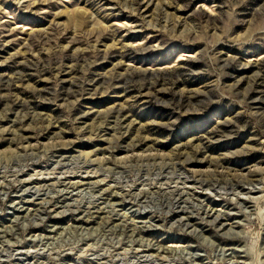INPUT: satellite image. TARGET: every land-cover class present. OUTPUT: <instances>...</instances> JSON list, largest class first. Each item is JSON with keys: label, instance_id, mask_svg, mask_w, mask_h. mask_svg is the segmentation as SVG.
Masks as SVG:
<instances>
[{"label": "rangeland", "instance_id": "374dc122", "mask_svg": "<svg viewBox=\"0 0 264 264\" xmlns=\"http://www.w3.org/2000/svg\"><path fill=\"white\" fill-rule=\"evenodd\" d=\"M0 264H264V0H0Z\"/></svg>", "mask_w": 264, "mask_h": 264}, {"label": "bare ground", "instance_id": "6f19581e", "mask_svg": "<svg viewBox=\"0 0 264 264\" xmlns=\"http://www.w3.org/2000/svg\"><path fill=\"white\" fill-rule=\"evenodd\" d=\"M67 178H65L66 180ZM25 181H29V180H25ZM23 181V182H25ZM63 181V180H62ZM59 182V181H58ZM66 182V181H63V183ZM96 182L94 183H91V184H95ZM57 184V183H56ZM67 184H69L70 187L74 188V186H78V185H82L80 182L78 183H75V182H68ZM89 184V183H88ZM60 185V184H59ZM64 185V184H63ZM189 217H186V219H188Z\"/></svg>", "mask_w": 264, "mask_h": 264}]
</instances>
